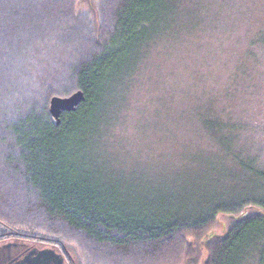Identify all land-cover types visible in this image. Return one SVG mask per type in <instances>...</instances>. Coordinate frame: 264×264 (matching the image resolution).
<instances>
[{"label":"trees","instance_id":"1","mask_svg":"<svg viewBox=\"0 0 264 264\" xmlns=\"http://www.w3.org/2000/svg\"><path fill=\"white\" fill-rule=\"evenodd\" d=\"M81 2L0 0V240L73 242L91 264H168L186 231L254 204L263 211L234 220L213 239L205 264H264L262 189L172 212L122 195L117 181L90 164L89 138L110 124L118 91L145 57L162 0H98L93 19L78 13ZM78 89L85 99L57 123L51 97ZM198 104L207 110L206 118L198 115L207 128L223 130L217 140L234 162L263 183V151L244 135L247 120L226 106L211 112L205 96Z\"/></svg>","mask_w":264,"mask_h":264},{"label":"rangeland","instance_id":"2","mask_svg":"<svg viewBox=\"0 0 264 264\" xmlns=\"http://www.w3.org/2000/svg\"><path fill=\"white\" fill-rule=\"evenodd\" d=\"M97 2L82 0L78 13L93 19ZM161 4L145 57L118 91L110 124L89 138L90 164L106 180L117 181L122 195L172 212L194 211L211 204L212 197L257 195L264 182L234 162L232 151L217 140L223 130L203 123L207 110L198 101L205 96L211 112L226 106L246 119L244 135L255 139L264 157V0ZM262 211L249 204L218 212L203 228L186 231L168 264H205L213 239L224 237L234 220ZM5 228L0 223V230ZM35 241L57 244L67 264H91L73 242Z\"/></svg>","mask_w":264,"mask_h":264},{"label":"flooded vegetation","instance_id":"3","mask_svg":"<svg viewBox=\"0 0 264 264\" xmlns=\"http://www.w3.org/2000/svg\"><path fill=\"white\" fill-rule=\"evenodd\" d=\"M51 250L50 246H32L26 241L0 240V264H67L63 253Z\"/></svg>","mask_w":264,"mask_h":264},{"label":"water","instance_id":"4","mask_svg":"<svg viewBox=\"0 0 264 264\" xmlns=\"http://www.w3.org/2000/svg\"><path fill=\"white\" fill-rule=\"evenodd\" d=\"M84 99L85 94L81 89H78L67 96L54 95L51 97L49 103L50 113L57 120V123H59L63 111L74 110Z\"/></svg>","mask_w":264,"mask_h":264}]
</instances>
